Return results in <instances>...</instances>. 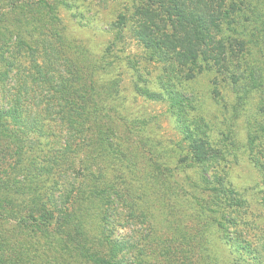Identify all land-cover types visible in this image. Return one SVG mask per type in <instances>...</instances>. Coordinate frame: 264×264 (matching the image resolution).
<instances>
[{
  "label": "trees",
  "instance_id": "trees-1",
  "mask_svg": "<svg viewBox=\"0 0 264 264\" xmlns=\"http://www.w3.org/2000/svg\"><path fill=\"white\" fill-rule=\"evenodd\" d=\"M62 10L103 25L106 47ZM126 32L152 79L115 52ZM125 70L167 104L177 145L128 110ZM205 72L230 92L215 122L193 85ZM243 156L256 217L226 175ZM0 264H264V0H0Z\"/></svg>",
  "mask_w": 264,
  "mask_h": 264
},
{
  "label": "rangeland",
  "instance_id": "rangeland-1",
  "mask_svg": "<svg viewBox=\"0 0 264 264\" xmlns=\"http://www.w3.org/2000/svg\"><path fill=\"white\" fill-rule=\"evenodd\" d=\"M128 4L126 1H122L120 4H112L108 10L101 13V20L107 22L111 20L115 15L117 16L121 12H126ZM61 15L63 21L67 23L70 34L74 37H78L87 41L97 52L103 50L108 42L111 40L112 33L108 32L107 29L102 25L98 28L88 29L77 26L73 23L67 11L62 10ZM125 40L123 43L116 45L114 48L117 54H120L124 50L123 55L130 56L138 60L140 66L147 69V78L152 79L155 73L158 71L159 66L156 63L148 64L144 59V51L142 46L132 37L128 32L125 33ZM215 73H202L197 76L196 83H193L197 89L198 95L203 99L204 109L206 110L207 118L212 121L221 120L224 117L223 114V103L226 102L221 98V95L225 96V99H229L230 92L221 84L219 86L214 84ZM122 94L125 96V101L128 105V110L133 114L144 115L152 117L154 120L153 130L155 137L161 139L165 143L178 144L180 141V135L176 132L172 121L169 117L168 107L165 102H155L148 100L135 93L133 90V79L132 74L129 70L123 71L122 74ZM217 79L219 77L217 76ZM223 80V75L221 76ZM216 83V82H215ZM215 86V87H214ZM217 93L219 94L217 97ZM220 101V104L217 102ZM217 102V103H216ZM221 104L223 106H221ZM226 175L232 184L242 192L251 203V212L256 217L261 212V201H260V187H261V176L259 172L251 165L246 156L240 157L234 163L227 166Z\"/></svg>",
  "mask_w": 264,
  "mask_h": 264
}]
</instances>
